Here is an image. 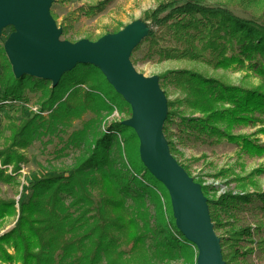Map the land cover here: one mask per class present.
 <instances>
[{"label":"trees","instance_id":"obj_1","mask_svg":"<svg viewBox=\"0 0 264 264\" xmlns=\"http://www.w3.org/2000/svg\"><path fill=\"white\" fill-rule=\"evenodd\" d=\"M111 1L79 10L83 15L96 16ZM227 2L241 7L248 16H240L230 5H213L211 0H162L142 17L149 33L133 49V65L141 43L147 42L161 61L188 59L214 70L234 68L258 78L256 84L245 85L193 68L162 74L159 84L168 105L163 130L175 157L181 153L175 136L180 143L187 137L209 144L227 139L242 153L264 155V143L234 133L236 126L261 125L257 132L264 134V0ZM61 28L63 41H76L70 36L77 32L71 14ZM117 31L104 27L102 35L96 38L90 33L86 38L97 40ZM163 31L169 33L171 43L157 47L159 39L164 38ZM0 68V108L29 102V93L41 102L39 111L28 117H6L4 128L10 134L2 142L0 160L14 168L12 173L0 169V183L21 185V166L31 160L25 152L46 136L55 135L64 141V148L75 150L74 160L66 169H49L39 163L25 176L18 208L14 200L0 198V219L18 216L13 228L0 235V264H155L182 256L185 264H197L198 249L178 229L168 190L141 160L135 130L122 123L128 118L96 131L98 123L115 108L127 112L128 117L132 115L130 104L98 67L77 64L57 85L26 74L16 77L0 40ZM162 78L173 84L178 94L173 100L168 98ZM78 122L79 128L75 126ZM129 143L133 145V160L126 149ZM114 149L120 156L124 154L130 167L120 161L118 153L117 164ZM179 163L191 176L187 166ZM263 171L256 168L243 175L230 167L216 175L230 174L240 187H246L254 185L252 177ZM194 179L207 197L225 264H247L255 250L263 253L264 189L216 196L212 186ZM147 197L158 208L154 221ZM250 216L256 222H245Z\"/></svg>","mask_w":264,"mask_h":264},{"label":"water","instance_id":"obj_2","mask_svg":"<svg viewBox=\"0 0 264 264\" xmlns=\"http://www.w3.org/2000/svg\"><path fill=\"white\" fill-rule=\"evenodd\" d=\"M51 2L0 0V31L9 25L14 28L4 44L14 75L26 74L57 85L77 64L98 67L130 104L132 115L122 123L135 130L141 160L168 190L178 229L198 249L197 264H225L202 185L170 152L163 130L167 97L159 78L142 75L130 59L148 29L128 25L97 40L60 41L62 28L50 13Z\"/></svg>","mask_w":264,"mask_h":264},{"label":"rangeland","instance_id":"obj_3","mask_svg":"<svg viewBox=\"0 0 264 264\" xmlns=\"http://www.w3.org/2000/svg\"><path fill=\"white\" fill-rule=\"evenodd\" d=\"M101 1L103 0H52L50 5V13L51 15L53 13L56 16V18H53L56 21L58 28L61 27L62 23L65 21V17L68 14L72 15V17L75 19L74 31L77 32L70 33V36H72L76 41L86 38V36L90 33L95 34L97 38L104 32V27H110L111 30L117 29L118 31H120L128 25H137L140 28L148 29V34V24L142 19L144 12L149 9L155 8L162 0H112L107 5L106 9L96 16H87L81 14L79 10L80 7L97 4ZM211 3L213 5H230L231 7L235 8V6L229 4L227 0H211ZM234 11L242 17L248 16L247 12L242 10L241 7L235 8ZM137 30H139L138 27ZM12 32L13 31L11 25L1 29V42L5 44L6 40ZM163 34L164 38L159 39L157 47L169 45V43H171L169 33L167 31H163ZM59 39L60 41H63V38L59 37ZM135 58L136 63L134 67L139 73L146 77L157 76L159 80L160 76L166 71L182 68H193L207 75L222 78L234 84L249 85L251 83L256 84L258 82L257 77L253 75L248 77L245 71H239L234 68H229L227 70H214L202 62L188 59H168L161 61L159 60L157 52H155V50H152L147 42L141 43V47L135 53ZM7 59L9 60L8 56ZM161 83L165 87L166 91H168V93L170 94V96L168 97L169 99L173 100L176 96H178L171 81H164L162 78ZM29 96V102H24L21 104L17 103V106L15 107L11 104H7L0 108V148H2V142L4 141V139H6L10 134V131L4 128L5 122L7 121V116L13 115L15 118L20 119L22 117L24 118L30 116L33 112L39 111V105L41 102L38 99V96L31 93H29ZM128 116L129 115L127 112H120L118 108H115L112 113L106 114V117L102 121H100V123H98L97 130L96 128L93 129L99 132L102 130H106V128L112 122L119 121L122 118H130ZM89 117L90 115L88 116V118ZM93 125H96V123H94ZM75 126L79 128L81 126V123L78 122ZM259 127H261V125L254 127L243 125L236 126L234 128V133L245 134L257 143H264V134L257 132ZM172 130L175 134H177L178 131L175 126ZM173 139L175 141V144L177 145L176 148H178L181 152L176 153V158H178V160L182 164L187 166L188 171L192 174L191 176L193 178L202 181L205 185L212 186L214 188L216 196L222 195L226 192H232L233 194H243L244 192L253 193L255 191L264 189V171L255 174L252 177L255 183L254 185L249 184L246 187H240L237 181L232 180L230 174L223 176L216 175L221 169L230 167H232L236 174L243 175L249 174L256 168H262L264 170V155L252 156L242 153L239 146L229 142L227 139H222V141L218 144L204 143L203 141L194 139L193 137L185 138V141L183 143L179 142L178 136H175ZM129 145L130 146H127L126 149L130 152L131 160H133V145H131L130 143ZM64 146V141L60 140L55 135H52L50 138L46 136L43 138V140L35 141L25 152L26 155L31 158V160L29 163L22 164L21 166V174L19 177L21 185L17 187V185L15 184L0 183V198L4 200H14L16 203L15 206L16 208H18L17 201L22 190L21 186L23 183H25V176H28L32 170L36 169L39 163L46 167H49V169L51 168L59 171H62L69 165H71L75 157V150L64 148ZM121 146H124L125 148V145L122 142ZM114 151L115 154L113 157L116 158L118 164L119 151H116V149H114ZM119 158L120 161H125L126 164H128L130 167V164L128 163L124 154H121V156L119 155ZM13 168V164L3 165L0 160V169H7V173H12ZM147 200V205L151 214L153 215L151 220L154 221L155 216L158 212V208L156 203L150 201L148 197ZM17 217L18 216H5V218L0 219V235L13 228L16 223ZM253 218L254 217H251L250 221L245 219V222H256V219ZM262 221L264 222V217H262ZM184 260L185 257L182 256L177 260L160 261L155 262V264H185ZM247 264H264V252L260 253L259 250H255V252L251 254V256H249Z\"/></svg>","mask_w":264,"mask_h":264}]
</instances>
